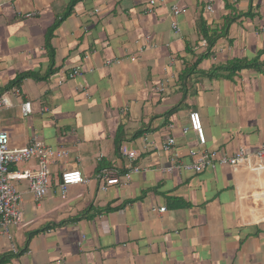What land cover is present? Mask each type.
Listing matches in <instances>:
<instances>
[{"label":"crops","instance_id":"crops-1","mask_svg":"<svg viewBox=\"0 0 264 264\" xmlns=\"http://www.w3.org/2000/svg\"><path fill=\"white\" fill-rule=\"evenodd\" d=\"M70 1L0 0V92L32 72L0 111L9 146L36 137L67 150L49 165L39 201L27 180L12 181L23 221L10 239L0 232V264H264V170H163L171 160L190 163L191 148L252 155L264 140V73L200 74L235 58L264 64V0H81L49 49L47 30ZM173 4L184 8L176 17ZM225 18L235 21L201 57L199 23L215 29ZM191 111L200 114L202 146L182 132ZM169 137L175 144L163 150ZM133 166L140 170L125 180ZM72 169L89 181L62 198L60 175ZM103 171L120 182L101 190Z\"/></svg>","mask_w":264,"mask_h":264},{"label":"built area","instance_id":"built-area-1","mask_svg":"<svg viewBox=\"0 0 264 264\" xmlns=\"http://www.w3.org/2000/svg\"><path fill=\"white\" fill-rule=\"evenodd\" d=\"M153 2L150 1V4ZM207 10L211 11V6H207ZM184 11V8L178 7L173 4L170 7V14L173 17L178 16ZM173 29H178L177 23H171ZM264 31V28L262 29ZM200 46H206V41H200ZM172 61V59H171ZM111 63V61L107 62ZM78 70H73L69 77L78 75ZM158 91H163V86L157 87ZM20 95V89L13 86L4 92L0 93V111L3 108L12 105L11 99ZM22 112L26 115L31 112L29 102L21 104ZM192 131L202 146L205 143V134L200 118L197 111H191L188 114V126L182 128L183 133ZM146 142V141H145ZM151 144V143H149ZM175 144V139L169 137L162 143L163 150H169ZM121 155L129 161L136 159L137 151L131 150L126 146H121ZM191 162L188 164L175 163L173 160L171 164L165 167V172L173 170H185L193 173H199L207 168H214L217 165L228 166L232 170L238 168H245L250 171L264 170V140L259 144L257 150L252 154H247L242 148H238L234 154L225 155L219 154L216 151H205L200 149L191 148L188 151ZM67 155V150L62 147H51L46 145L40 139L34 137L31 141L23 147L11 148L9 146V135L1 127L0 116V232L7 238H11V228L18 226L23 221V212L21 209V195L14 186V180L25 179L28 181L29 189L36 201L43 198L50 185V164H56ZM36 160L35 169H25L23 171H11L10 166L18 163L29 162ZM139 167H131L125 174V180H129L132 173H137ZM108 172H101L99 179L101 180L100 189L106 190L109 185L119 183L120 180L115 176H109ZM89 179L85 178L82 172L78 169L63 171L60 175V182L58 184L59 194L62 198L66 196L67 188L69 185L77 183H86ZM159 212L165 210L164 207L158 209ZM58 263V262H57ZM56 263V264H57Z\"/></svg>","mask_w":264,"mask_h":264},{"label":"trees","instance_id":"trees-1","mask_svg":"<svg viewBox=\"0 0 264 264\" xmlns=\"http://www.w3.org/2000/svg\"><path fill=\"white\" fill-rule=\"evenodd\" d=\"M78 1H81V0H71L70 5L67 8V10L47 30L46 37H45V43L47 44L48 48L50 46V40H51L53 31L58 26V24L70 14L73 5H75V3H77ZM233 21H235V18H225L223 25L221 27L215 28V29H209L205 25L204 21L199 23V31L202 34L203 39L206 41V46H204V47H206L205 48L206 51L204 54L201 55V57L211 53V49L215 45L217 39L219 37L227 34L229 26L231 25V23H233ZM249 68H253V69L257 70L258 72L264 73V64L259 62L258 59L254 58V59L247 60V59H243V58L242 59L235 58V59L229 60L228 62H226L222 66L213 67V69L210 70L209 72H201L200 74L201 75H208L210 77L211 76L216 77L218 75V71H229L230 74H234V73L240 72L242 69H249ZM30 75H32V72L19 74L8 84L7 89H9L13 86L19 85L25 77L30 76ZM0 93H2V92H0ZM141 133L142 132H138V133H136V135H139Z\"/></svg>","mask_w":264,"mask_h":264}]
</instances>
